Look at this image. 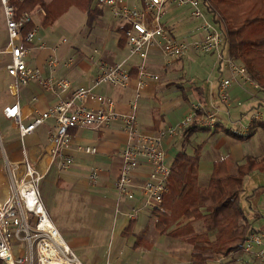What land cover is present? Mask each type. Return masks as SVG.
<instances>
[{
  "label": "crops",
  "instance_id": "obj_1",
  "mask_svg": "<svg viewBox=\"0 0 264 264\" xmlns=\"http://www.w3.org/2000/svg\"><path fill=\"white\" fill-rule=\"evenodd\" d=\"M44 1L49 2L51 0ZM126 2L130 7L140 6L139 0H126ZM94 4L97 6L96 0H94ZM100 10V14L90 28L85 26V13L75 7L69 8L66 13L49 27H43L41 24L44 17L43 10L37 9L32 12V24L36 32L29 45L31 50L25 61L28 67L40 69L45 74L47 72L48 58L55 54L54 56L58 60L56 67L58 76L69 80L73 88H88L98 95L111 98L115 103V110L118 113H128L130 111V104L134 98V85L131 83L125 89L113 88L105 84L95 86L94 81L99 72L97 65L99 62L111 65L127 59L125 68L132 75L131 72L137 71L140 59L136 56L139 60L136 61L134 56L128 57L126 42L122 46L119 45L121 36L119 29L122 28L120 23L111 16L109 11H106L116 21L115 24H110L105 18V9L101 8ZM207 17L210 19L208 15ZM180 23L184 24V22L180 21L175 26L167 25L166 23H163V25L167 32L175 38L176 36L179 37L178 35L182 33L181 27H179ZM188 35V38L181 39L187 41L197 39L200 37L201 32L194 27L193 31ZM63 39H66V42L61 44ZM42 44L46 49L39 50L38 47ZM55 47L56 49L53 51ZM9 49L6 21L0 3V149L2 156L0 159V206L7 201L10 195V169L15 165L18 166L26 154L32 165L43 173V178L51 170L54 171L51 185L49 186L52 198H41V202L57 231L61 229L63 224L68 226L70 223L68 219L77 210H79L78 212L82 211L88 214L90 205H92V209L97 214H102L107 209L117 208L119 202L115 197L114 199L110 197V192L113 190V181L120 167V153L126 139L119 122H113L97 130L89 128L73 130L72 147L66 153L72 157L74 166L72 165V168L70 166L65 171H59L56 163L52 161L47 153V131L52 125V121L43 123L32 134L24 137L21 143L8 140L6 135H2L1 128L18 129L14 121L4 117L3 109L5 107L17 104L20 122L23 125H29L48 106L68 96V93L53 95L44 92L34 83H30L24 87L16 85L14 79L8 76L6 72V65L10 61ZM160 57L162 58L159 51L151 50L146 60V69L151 73L157 74L159 80L157 82L149 81L139 101L144 106H141L139 113L137 112L138 128L140 131L155 133L169 126H174L173 123L177 125L176 121L178 119H174V113L180 109L183 116L191 104L200 103L209 110H217L219 112V129L217 131L213 132L206 129L195 131L207 132L206 140L195 146L200 145L202 147L197 162V181L200 188H205L208 185L209 177L216 161L223 160L226 169L230 172L236 167L237 163L242 162L246 155H261L255 152L262 146L264 149L263 137L260 130H257L254 136L246 141H239L229 137L225 134V130L241 135L239 130L240 124L246 122L247 113L251 111L249 108L253 109L252 107L260 105L259 108L264 109V93L253 89L251 86L241 84L239 81V85L234 84L230 89L231 103L229 113L226 114L218 98L219 80L231 76L225 62L218 65V71L220 72L218 81L203 88L185 85L183 77L178 75L179 70L182 69L179 63H182L181 60L183 58L175 60L168 65H163L159 60ZM68 59H72L73 61L66 63ZM170 91L176 92L174 94L175 100L173 103L167 102L162 104L160 99L163 92ZM245 101L248 103H245ZM153 102L159 103L155 109H152L150 106ZM237 102H243L242 106L237 107ZM175 104L177 106H174ZM94 106L96 104L88 105L89 108ZM194 133L189 136L181 131L177 137L166 139L163 142V148L166 146L167 151H169L178 147L179 150L175 154L181 150L186 152V147L191 146V137ZM79 145H94L97 151L94 155H85L76 149ZM195 147L192 148V152ZM192 152L188 154L191 155ZM250 152L255 155L249 154ZM82 157H85V160L89 164L86 166L81 165L80 160ZM78 158L80 160L77 163ZM173 160L170 161V167ZM74 167L80 168L78 173L72 172ZM91 167L97 168L100 172V177L96 183H91L88 179ZM81 168L87 169L88 172L85 173L84 171L83 173ZM141 171L147 172V169L144 168ZM83 182H89L90 185L85 186ZM84 202L85 206H83ZM83 207H85V210ZM162 210L163 208L160 211ZM203 212L206 213L207 209L204 208ZM64 214L66 217H64ZM151 214L154 217L153 212ZM193 215L191 214L183 218V220H188ZM258 218L264 219V215H259L255 219ZM193 226L196 233L206 231L200 221L194 223ZM98 227L102 228L100 225ZM146 235L144 232L140 236H136L132 245L134 253L141 251L137 264H192L195 261H199V258L191 256L193 253L191 246L179 239H173L166 234L158 233V235H155V238L147 241ZM137 238L138 240H136ZM65 243L69 245L82 264H98L101 261V256L95 249V247H98V243L95 245L85 234H73L70 236L68 242ZM92 246L94 247L92 248ZM76 250L79 253L78 255L76 254ZM119 257V254H115L112 260L106 261L105 264H129L126 261L118 262ZM206 264L262 263L253 259L250 255L240 252L228 257L213 256L211 260H207Z\"/></svg>",
  "mask_w": 264,
  "mask_h": 264
},
{
  "label": "built area",
  "instance_id": "obj_2",
  "mask_svg": "<svg viewBox=\"0 0 264 264\" xmlns=\"http://www.w3.org/2000/svg\"><path fill=\"white\" fill-rule=\"evenodd\" d=\"M21 1L23 0H0L10 45L7 75L18 86L34 83L44 92L53 95L68 93V96L48 106L29 125L20 122L17 104L5 107L3 115L17 124L21 139L32 134L43 123L52 121L47 131V153L59 171H65L73 163L72 157L66 153L72 147L71 130H97L119 122L126 139L120 153V167L112 186L117 201L138 200L150 212L160 211L164 197L169 193L171 175L163 142L177 137L181 131L193 124L209 130L219 124L217 110H209L196 103L190 105L177 125L155 133L139 130L136 100L145 91L149 81L159 80L157 74L146 69V60L151 50L159 51L166 65L185 57L192 50L215 54L219 62H225L231 76L219 80L218 98L226 114L229 113L231 103L229 92L234 84L239 85L240 81L255 90L259 89L249 79L243 66L224 58L223 32L208 19L201 8V0H139V7H130L126 0H96L97 7L109 11L123 28L128 57L137 56L140 59L135 77L125 68L127 59L111 65L103 62L97 65L99 72L94 81L95 86L105 84L125 89L131 83L134 85L130 111L118 113L111 98L98 95L88 88H73L69 80L58 76V60L55 54L48 58L45 74L40 69L27 66L25 58L31 50L29 45L36 29L33 27L24 33L26 27L32 23V13L24 12L17 16L13 2ZM166 5L190 6L191 17L201 21L196 29L201 32L200 37L188 42L176 41L162 23ZM65 42L66 39H63L61 44ZM38 48L46 49L43 44ZM55 49L56 47L53 51ZM72 61L68 59L66 63ZM89 104L96 106L89 108ZM236 106L240 107L242 103L237 102ZM263 118L264 112H252L247 116L246 122L240 124L241 135H247L252 123ZM76 149L85 155H94L97 151L94 145H79ZM144 168L147 172L141 171ZM99 177V170L91 167L89 181L96 183ZM9 178L10 195L0 206V264H82L50 221L38 190L43 173L32 165L26 154L18 166L10 169ZM137 212L132 206L128 215L130 220L137 219ZM240 252L264 264V233L252 232L247 235Z\"/></svg>",
  "mask_w": 264,
  "mask_h": 264
},
{
  "label": "trees",
  "instance_id": "obj_3",
  "mask_svg": "<svg viewBox=\"0 0 264 264\" xmlns=\"http://www.w3.org/2000/svg\"><path fill=\"white\" fill-rule=\"evenodd\" d=\"M13 5L17 16L43 10V27L53 25L69 8L75 7L85 13V26L90 28L101 12L94 0H23L13 2ZM201 5L210 21L223 32V48L227 50V58L243 66L249 79L259 86L257 91L264 93V0H201ZM31 28L32 23L24 33ZM123 31V28L119 29L120 46L126 42ZM131 73L132 77L136 75V72ZM198 129L205 130L193 124L183 132L190 136ZM218 129L219 126L212 131ZM257 130L261 131L264 144V121L253 122L247 135L228 130H225V134L246 141ZM201 148L200 145L195 147L191 155L184 150L176 154L171 166L170 191L162 203L163 210L153 212L154 228L159 234H166L191 246V256L199 258L192 264H206L213 256L228 257L240 253L247 235L258 232L254 221L260 218L250 220L240 201L245 178L255 172L264 174L263 149L261 155H246L230 172L223 160L216 161L208 185L200 188L197 162ZM204 208L207 209L206 213L203 212ZM191 214L194 215L190 219L183 220ZM199 221L204 225L205 232L196 233L193 225ZM134 223V220L129 221L122 232L124 237L132 234Z\"/></svg>",
  "mask_w": 264,
  "mask_h": 264
},
{
  "label": "rangeland",
  "instance_id": "obj_4",
  "mask_svg": "<svg viewBox=\"0 0 264 264\" xmlns=\"http://www.w3.org/2000/svg\"><path fill=\"white\" fill-rule=\"evenodd\" d=\"M201 8L205 12L202 5ZM106 11L107 10H105V12ZM164 12L165 14L162 19L163 23L175 26L180 21L184 22V24L180 23L179 27H181L180 30L182 33L181 35H178L179 37L176 36L174 38L176 41L188 42L187 40L181 38H188V34L193 31V28L195 27V29H197L198 26L201 25V21L195 20L191 17V7L188 5H166L164 7ZM105 18L110 24H115L116 22L111 18L108 12L105 13ZM222 53L224 58H226V48L222 49ZM134 57L137 61L138 58L136 56ZM159 60L161 63H163V65L166 64L161 57L159 58ZM181 62L182 63H179V65H181L182 69L179 70L178 75H181V77H183L184 84L187 86H199L205 88L209 84L217 82L220 77L218 65H221L222 62H219L217 60L215 54H204L192 50L185 57H183ZM175 93L176 92L172 91L163 92L160 102L162 104L167 102L173 103V101L175 100ZM142 95L143 93H141L140 97L136 100L138 113L141 111V106H143L141 102L139 103ZM245 103L248 102L245 101ZM158 104L159 103L157 102H153L150 106L152 109H155L158 107ZM174 106L177 105L175 104ZM255 110L264 112L263 108L257 107L251 109V111L247 113V116H249ZM181 113L182 111H180V109H178L176 113H174V119H178L176 121V124L182 120L183 116L181 115ZM261 121H264V118ZM173 124L175 125V123ZM1 132L3 133L2 135L7 136L8 140L21 143L22 139H20L19 137L18 129L14 130L11 128H1ZM206 137L207 132L205 131L195 132L191 137V146L186 147V152L191 153L192 148L206 140ZM178 150L179 148L177 147L173 150L167 151L166 146H164V151H167L166 153L168 154V160L166 161L168 165H170V161H172L176 156L175 153ZM255 152L256 154H262L263 146ZM249 154L254 153L250 152ZM1 158L2 156L0 149V159ZM79 160L80 159L78 158L77 163ZM80 161L81 165L86 166L87 164H89V162L85 160V157H82ZM72 165L71 168L74 166ZM79 169L80 168L74 167L72 172L78 173ZM81 170L83 173L84 171L85 173L88 172L87 169L84 170L83 168H81ZM53 172L54 171L51 170L49 174L45 178L41 179L38 184V190L41 196L40 198L42 199L44 197L48 199L52 198V193L49 190V186L51 185V179L54 175ZM83 184H85V186L90 185L89 182H83ZM110 193L111 198L114 199L115 197V199H117L116 194L113 190H111ZM118 202L119 203L117 204V208L114 207L112 209H107L102 214H97L94 209H92V205H90V211L88 214L82 211L78 212L79 210H77V212L73 213V216L68 219V221L70 222L68 226H66V224H63L61 229H58L60 236L65 242H68L70 236L73 234H85L90 239V241L92 240V242H94L95 245L96 243H98V247H95V249L101 256V261H99L98 264H105L106 261L112 260L115 254H119L120 256L118 262L126 261L129 264H137L139 261L138 259L141 256V251H136V253H134L132 250V245L136 236H140L144 232L145 234H147L145 237L147 241H149L151 238H155V235H158L157 231L154 229V217L147 208L143 207L142 202L138 200L126 201L125 199H118ZM240 205L241 207H243V209H245V211H247L248 214H250L248 215L250 216V220H255V218L259 217V215H264V174L255 172L251 174V176L245 178L243 191L241 193ZM83 206H85V202ZM132 206L138 210L137 219L135 220V223L133 225L132 234L129 237H124L121 235V233L129 223L130 218L128 215L131 213ZM83 208L85 210V207ZM64 217H66L65 214ZM263 220L264 219H258L257 221H254V227L258 230V232L262 233H264V222H262ZM99 225L102 226L101 229L98 227ZM93 247L94 246H92V248ZM76 254H79L77 250Z\"/></svg>",
  "mask_w": 264,
  "mask_h": 264
},
{
  "label": "bare ground",
  "instance_id": "obj_5",
  "mask_svg": "<svg viewBox=\"0 0 264 264\" xmlns=\"http://www.w3.org/2000/svg\"><path fill=\"white\" fill-rule=\"evenodd\" d=\"M203 1V0H202Z\"/></svg>",
  "mask_w": 264,
  "mask_h": 264
}]
</instances>
